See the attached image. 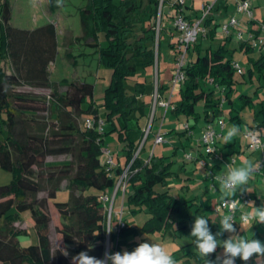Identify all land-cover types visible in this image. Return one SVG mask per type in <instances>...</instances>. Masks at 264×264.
I'll list each match as a JSON object with an SVG mask.
<instances>
[{
  "label": "trees",
  "instance_id": "trees-1",
  "mask_svg": "<svg viewBox=\"0 0 264 264\" xmlns=\"http://www.w3.org/2000/svg\"><path fill=\"white\" fill-rule=\"evenodd\" d=\"M57 1L49 0L50 13L58 8ZM80 1L83 3L78 9L81 35L74 43L80 42L93 49L98 62L111 70L101 105L105 113V119L101 120L102 132L95 127L86 129L79 123L87 118L95 123L100 120L93 100L94 85L83 81L56 83L50 80L49 66L59 49L55 25L49 22L32 30L13 27L10 25L9 0H0V169L12 175L10 184L0 185V264H72L71 257L81 251L103 259L107 211L101 198L114 188L130 162L131 176L127 184H130L131 193L126 203L132 215L144 211L148 218L139 230L125 226L118 234L111 233V248L116 252L123 247L129 252L134 250L139 243L127 239L137 236L140 231L145 234L170 233L189 240L176 253L177 259L185 264H205L192 243L194 238L190 237L194 218L202 208L193 209L191 201L182 202L167 190L158 191L157 186L167 188V180L173 175L172 163L169 158L156 161L153 156L145 163L140 159L141 150L134 158L137 146L128 136L131 132L129 122L134 120L131 115L137 114L136 120L145 117L152 107V103L140 100L146 96L149 82L144 75L140 82L137 73L154 66L161 33L169 30L163 24L170 19L175 31V16L181 15L188 23H193L201 13L194 20L187 19L183 11L185 0L182 5L172 0V15L162 12L169 0ZM210 12L201 22L204 33H200L188 49L180 101L172 109L176 115L197 118V105L202 103L204 119H207L208 111L214 113L222 98L229 101L233 93L235 62L229 58L232 51L227 44L234 37H225L224 43L216 48L197 43L202 34L211 39L214 37L217 25L207 34L205 30L209 26ZM249 23L252 25L251 21ZM260 29H264V20ZM250 31L249 34L259 36V30ZM234 40L246 54L254 50L250 43ZM175 41L170 44L173 63ZM192 53H195L194 61L189 59ZM252 65L253 68L242 74L244 79L250 80L253 72L264 74L263 56L252 60ZM126 80L133 81L132 92L126 91ZM156 88L160 98L166 87L156 83ZM38 90L49 91V94L35 93ZM153 91L152 88V94ZM217 92H223L224 96H218ZM240 100L244 106L251 103L246 96H241ZM261 108L264 117V101ZM46 112L48 116L38 115ZM111 134L127 146L124 166L115 163L113 168H108L105 164L103 144ZM54 156H69L70 160L46 162V158ZM63 182L66 185L62 186ZM61 189L70 193L67 203L54 202ZM42 192L46 196L39 198ZM50 203L59 217V225L55 228L60 239L58 247L67 246V257L58 247L51 248L50 218L46 213ZM24 213L32 220L36 245L22 247L19 243L18 237L25 232L16 230L13 222L20 220L19 216ZM203 216L209 220L215 234L218 228L207 215ZM216 254L209 259L215 260Z\"/></svg>",
  "mask_w": 264,
  "mask_h": 264
},
{
  "label": "crops",
  "instance_id": "crops-1",
  "mask_svg": "<svg viewBox=\"0 0 264 264\" xmlns=\"http://www.w3.org/2000/svg\"><path fill=\"white\" fill-rule=\"evenodd\" d=\"M237 1L238 0L215 1L209 15V22H208L209 26L208 28L207 27L205 28L206 34L210 30V28L214 27V25L220 27L223 23L227 22L231 17H235L241 23L246 21L245 27L242 26L244 35H246L248 32H251L250 31L251 29L254 31L259 30L258 32L259 36H264V29H260L262 21L264 20V0H252L254 2V5H252L251 7L252 8L251 19H248L246 16H243V14L242 15L238 14L235 16V5ZM204 3L205 0H185L183 11L186 18L189 20H194V18H196V16H198L201 13V8ZM171 5H172V0H169V4L165 5L162 9L163 14L165 13H168L170 15L174 14V10L171 7ZM249 21L252 22V25H249L250 24ZM168 22L170 23V19L168 20ZM50 23H53V20L50 21ZM167 26L168 24H166V28L168 29ZM166 34H169L170 36V40H169V47H170V44L175 41L176 32L171 28L167 30ZM67 35L66 36L64 35L65 37L63 40L64 41L63 44L67 42L66 48L68 49V47L75 44L74 39L79 37L81 34L79 36H74L71 33L70 36V33H67ZM216 35L217 32H215L214 37L211 39L209 38V35L204 36V34H202L199 36L197 43H200L203 47V41L206 40L207 44L204 47L211 46L213 48H216L217 46L224 43V40H216L215 38ZM215 41H217L218 43L216 44V46H213L212 43ZM230 44L233 45V49L230 50L232 51V53L236 51H240L247 56V67L245 72L253 68L252 60L253 61L257 60L261 56L264 57V52H260V51L255 52V50H253L249 54H246L243 50L239 48L240 44L236 42L234 38L231 39V41L229 42V44H227V46ZM64 52L68 53L66 51ZM195 58H196L195 53H192L189 57V59H191L192 61H194ZM172 69H173V64H172ZM263 78H264V74L253 72L250 80L243 78L242 81L241 79L237 78V75L235 74L234 75L235 84L233 86V93L230 96L229 101L224 99L223 92H217L218 96L223 97L221 101V105L219 109H217L214 113L208 111V118L204 119V127H203L204 130L205 126L209 123L211 124L213 123L214 125H216L219 120L224 121V127L222 129H216L220 135L216 143H217V151L221 159L212 160L209 158V156L203 154V152L201 151L200 141H197V145H195L192 142L191 135L189 133L185 134V130H183L182 125H184L185 123V124H189V130L191 132L192 129L194 128V124L192 122L197 121L199 119V116L195 118V117H186L183 116L182 114L176 115L172 113V109L175 106H177L180 101V87L170 95L169 82L171 78H168L166 80L165 77L164 78L162 77L161 81H159V69L156 72V83H159L161 86L166 87V90L163 92L160 99L161 100L169 99L171 107H169V109L166 111L161 107L155 108L151 122L152 125L150 128V132L148 134L147 140H145L142 147L140 148L141 150L140 159L145 163H147L150 160L151 156H153L156 161L160 158H169V161L172 163L170 170L173 175L167 180V188H161L160 186H157L156 189L158 191L167 190L171 196L182 202L191 201V203L194 205L193 209L201 207L202 210L199 212L198 215L201 216H203L204 214L207 215V217L211 219L212 223L218 228V230L220 226L218 222H217L218 224L215 222L214 214L212 213L211 208L213 205H215L222 199V193L220 191V186L218 182L214 180V177L216 175L222 174L227 170L226 168H224V166L229 164L228 161L230 156H236V158L238 159V160L236 159V161L238 162L237 167L243 166L249 160H251L253 163L260 162L264 166V147L255 152L248 151L247 149L248 139L245 137V133L248 128L255 129L260 134L264 133V124H262L264 117L261 113V109H262L261 104L264 101V96L261 95V93H263V90L260 89L261 86L258 85L259 81H261V79ZM255 79L258 80L257 81L258 84L255 85L256 87L253 90L254 92H247L248 91L247 87L250 86L249 89H252V86L255 83ZM80 81L82 80H79V82ZM139 81L143 82L142 79L141 80L139 79ZM245 81H247L248 83L245 85V87H241L240 84ZM151 90L152 89H150L149 91L146 86V96L141 97L140 100L145 101L147 103H152ZM241 96H246L250 98L251 103L244 106L242 104V100H240ZM198 105L202 106V103H199ZM211 115L213 116L212 119H211ZM137 116H138L137 114H132L131 118L136 120ZM150 116H151V108L148 109L147 116L138 118L136 121L132 120L129 122V128L131 129V132H129L128 136L129 139L133 142L134 146H137V149L141 145L140 142L142 140V130L146 127V125H148L147 122ZM234 124L239 125L240 133L237 136H235L231 141L225 143L222 139V136L226 133L227 128ZM159 129L160 132L167 139H169V143L172 145L171 146L172 152L169 155H165V154L162 155L160 153L157 156H155V154L150 153V149L154 146L153 144L154 134ZM135 133L138 135V137L133 139L132 135H135ZM115 134H111L106 137V140L103 144V149L104 148L110 149L111 146L113 147V145H115L116 150H112L113 161L117 165L124 166L127 146L125 143L118 141ZM149 138H150V144L147 145L148 147H146L145 144L147 143ZM187 144H190L189 145L190 151H192V153H189L188 155L186 154V156H189V159H187L185 156L179 161L176 160V158L179 157L178 155L179 151L181 150L184 151ZM201 160L204 162V166H201L199 164V161ZM236 161L232 163L234 164V166L237 163ZM260 174L264 175V169L261 171ZM260 174L253 175L249 179V182L246 185L249 191L245 192V194H247L251 198L250 202L255 201V204L257 206H259L262 202H264V188H263L264 181H262L261 178L259 177ZM170 190H176L175 192H177V194L176 195L172 194ZM108 193L114 195L113 211L118 212L120 211V209H122L123 212L122 219L125 223V226L134 227L139 230L142 224L147 220L148 216L146 213H144V211L138 212L136 215H132L130 213V209L128 208L126 203L127 201L126 198L131 193L130 184H127L124 194L121 189H119L116 192H114V190L111 189ZM236 195L235 197L233 196L230 198H236ZM247 206H249L248 212H250L252 205L249 204ZM207 208H209V210H207ZM245 208L246 207H244V205L242 206L241 204H239V211L244 212L246 210ZM223 214H221V216L219 215V218H221ZM237 214L238 213H236V215ZM112 225L113 226L116 225L115 219L112 221ZM139 233H143V232L140 231ZM263 233H264V228L262 229L259 226V228L256 229L254 238H258L259 240L264 242V237L262 235ZM155 234L161 236L160 237L161 244L165 242L166 237L168 235L172 237V239H168V241L170 240L173 241V238L174 241L181 239L178 236L172 235L170 233H166L163 235L160 233H154L153 235ZM147 235H151V234H147ZM224 235L227 238L229 234L225 233ZM127 241L128 242L135 241L137 243H140L137 241V236H130L127 239ZM187 243H189V240H187L185 244ZM183 245H181L180 248ZM180 248L172 253L173 256L175 255L174 257L176 259L178 258V254L176 253L180 250ZM189 249L191 250L193 248L190 247ZM124 250L126 249L123 247L119 251L122 252ZM222 251L223 250L219 248V250H217L216 255H220ZM112 253L114 252L112 251ZM181 261L184 263L183 260ZM186 264H191V263H186ZM238 264H244V262L239 259Z\"/></svg>",
  "mask_w": 264,
  "mask_h": 264
},
{
  "label": "rangeland",
  "instance_id": "rangeland-1",
  "mask_svg": "<svg viewBox=\"0 0 264 264\" xmlns=\"http://www.w3.org/2000/svg\"><path fill=\"white\" fill-rule=\"evenodd\" d=\"M146 1V0H144ZM48 2L49 0H9V3L11 5V20H10V25L16 28L20 29H25V30H32L38 27H41L50 21L53 20V23L58 31L57 33V39H58V44H59V49L57 56L53 63L50 64L49 66V75H50V80L53 82H60L62 80L66 81H74V82H79V80H82L83 82L90 83L94 85V95H93V100L95 101L97 108H98V114L100 117V120L105 119V113H104V108L101 106L103 104V98L105 94V89L109 84L110 76H111V70L107 68L104 64H101L98 62V57L94 53V50L83 45L82 43H75L74 45L66 48V43L63 44L64 37L67 35V33H71L74 36H79L81 34V26H80V21H79V14H78V9L82 6V2L80 0H58L57 5L58 8L55 9L54 13L51 14L49 13L48 9ZM249 4L252 7L254 5V2L252 0H249ZM46 13V14H45ZM235 11V16L238 15ZM242 15V14H241ZM244 16V15H243ZM165 22L167 21L164 19ZM246 21L242 22V26L245 27ZM158 24V23H157ZM168 28H172V23L168 22ZM166 24H163V27H165ZM171 27V28H170ZM158 30V29H156ZM217 35L215 36L216 40H225V35L221 32L220 27H217ZM65 35V36H64ZM68 36V35H67ZM169 40L170 36L169 34H166L165 31H162L161 36H160V42H159V48H158V53L157 54V59L155 60V64L153 68H149L148 70L146 69L145 71H138L137 73V79L140 77L143 79V75L146 77L147 82V89L150 91V89H155L156 87V72L159 69V81H161L162 77L167 80L168 78H171L172 75V64H173V49L169 47ZM218 42L215 41L213 42V46H216ZM207 41H203V47L206 46ZM65 48V50H64ZM156 48V51H157ZM229 50L233 49V45L230 44L227 46ZM255 52H259V48L254 49ZM70 53V55L67 57L66 53ZM229 58L233 60L240 69L246 70L247 67V56L240 52L236 51L232 54H229ZM237 78L241 79L243 81V76L239 73H236ZM258 80L255 79V83L252 86V89H249L247 87L248 91L247 92H254L253 90L255 89V85L258 84ZM248 82H242L240 84L241 87H245V85ZM261 86L260 89L263 90V93H261L262 96H264V78L259 81V84ZM124 87L126 91L132 92L133 88V81L126 80L124 82ZM254 87V88H253ZM61 90H66V88H61ZM152 91V90H151ZM242 91V90H241ZM35 93H39L40 95H47L49 94V91L46 90H38ZM253 94V93H252ZM153 99V98H152ZM153 105V102H152ZM198 112H199V119L197 121L192 122L194 124V128L192 129L189 134L191 135L192 142L197 145V141H200L201 135L203 133V127H204V113L202 110L201 105H198ZM217 114V113H216ZM39 116H48V113H40L38 114ZM213 116L211 115V119ZM150 119V117H149ZM223 121V120H219ZM79 123L82 124L83 120H79ZM224 123V121H223ZM149 124V120L147 122ZM192 124V125H193ZM213 124V123H212ZM185 125V123H184ZM189 127V124H186ZM214 125V124H213ZM183 126V125H182ZM148 125L142 130L143 134L144 131L147 129ZM216 129H219L217 124L214 125ZM251 131L250 128L246 130ZM134 134V133H132ZM133 139L137 138L138 135L135 133V135H132ZM164 142L156 147H152L150 149V153L155 154L157 156L158 154L162 155H169L171 154V144L169 143V139H167L164 136ZM115 142V141H114ZM143 142V137L140 143ZM116 143V142H115ZM150 144V138L148 139L147 143L145 144L146 147L147 145ZM190 144H187L186 148L184 151H179L178 155L179 157L176 158V160H180L188 155L189 153H192L190 151ZM116 150V146L113 145V147H110V151ZM193 150V149H192ZM201 151L203 154L206 155L205 149L201 146ZM187 159H189V156H186ZM210 159H221L219 156V153L217 151V143H216V156H209ZM236 156H230L228 163L232 164V160L234 162L236 161ZM70 157L69 156H54V157H48L46 158L47 163H61V162H66L69 161ZM238 160V159H237ZM237 162V161H236ZM234 165V164H233ZM235 166H238V162L235 164ZM176 169V168H174ZM262 181H264V175L260 174L259 176ZM12 181V175L9 172L3 171L0 169V185H8ZM66 185L65 182H63L62 186ZM263 186V185H262ZM264 188V186H263ZM176 190H170L172 194H177L175 192ZM245 193H237L236 198H230V199H239L240 204L243 206V202L241 199V195H244ZM174 195V196H175ZM247 198H250L247 194H245ZM46 196V193H40L38 195L39 198H44ZM235 197V196H234ZM70 198V193L67 189H61L58 191L55 201L57 203H67ZM251 200V198H250ZM215 205L212 206V213L214 214V220L215 222L219 223V215L221 214H227L226 212L221 211L219 214H215L213 212V208ZM246 207L245 211H239V204H238V210H237V215H236V228L238 231V234L243 235V236H250L251 233H255L256 229L259 228H264V225H259L255 224L253 221L251 226L245 225L242 230H240V216L243 213L248 212V207L249 206H244ZM46 209V213L48 214L50 218V224H49V240L51 243V248L56 249L58 246H60V239L56 235L55 228L59 225V217L56 213L55 208L52 206L50 203ZM217 215V216H216ZM213 216V215H211ZM19 217L20 220H16V222H13V227L16 230H20L22 232H25V234L20 235L18 237L19 243L22 247L30 246V245H36L37 244V236L35 229L33 227L32 220L29 216L28 213H24L20 215ZM217 223V224H218ZM264 237V233L262 234ZM161 236L155 234L147 235L144 233H139L137 235V241L138 242H149V243H158L161 246H163L170 254H172L174 251H177L181 245L185 244L187 242V238H181L179 240H175L173 238V241H168V239H172L169 235L166 237V240L163 244L160 242ZM173 256V255H172ZM175 256V255H174ZM173 256V257H174ZM175 259L178 264H184L180 259ZM239 258L236 260V264H238ZM248 264H253V261H249Z\"/></svg>",
  "mask_w": 264,
  "mask_h": 264
},
{
  "label": "clouds",
  "instance_id": "clouds-1",
  "mask_svg": "<svg viewBox=\"0 0 264 264\" xmlns=\"http://www.w3.org/2000/svg\"><path fill=\"white\" fill-rule=\"evenodd\" d=\"M239 133V125L234 124L227 128L222 139L228 143ZM224 168L227 170L216 175L214 179L220 186L222 206L229 210V214L222 215L219 220V230L215 234L210 229L208 219L201 215L195 216L190 232V237L194 238L192 243L200 257L204 258L205 264H236L237 258L244 264H248L249 261H253V264H264V242L254 238L253 232L250 236L238 234L235 226L237 224L235 209L240 204V200L229 198L235 196L237 192L249 191L246 185L253 174L260 170L261 163H253L249 160L240 167L229 163ZM249 204L252 205L251 211L243 213L240 217V230L245 225L251 226L253 221L258 225H264V202L259 206L255 204V201ZM114 227L110 225L105 233L111 234ZM225 233L229 235L226 239H222ZM218 248L223 250L222 253L217 255L215 260L209 259ZM58 250L65 257L69 255L67 246L58 247ZM71 261L72 264H178L163 246L152 242H141L130 252L127 250L114 253L106 251L103 259L90 256L87 251H81L72 256Z\"/></svg>",
  "mask_w": 264,
  "mask_h": 264
},
{
  "label": "built area",
  "instance_id": "built-area-1",
  "mask_svg": "<svg viewBox=\"0 0 264 264\" xmlns=\"http://www.w3.org/2000/svg\"><path fill=\"white\" fill-rule=\"evenodd\" d=\"M175 3L183 4V0H173ZM216 0H205V3L202 5L201 8V15L200 18L193 23H188L181 15L175 16L173 20V28L177 32V40L175 41V50H174V63H173V69H172V75L169 82V91L170 95L178 89L185 79L184 69L187 64V53L188 49L190 48V45L193 44L196 41L197 36L200 33H204V30L201 27L202 20L209 14L211 9L213 8V5ZM235 11L239 14H243L248 19L252 18V8L249 4V1L247 0H238L235 5ZM221 32L225 35V37L233 36L237 41H245L250 43V46L255 49L259 48L260 52H264V36H255L252 34L247 33L244 35L243 28L241 22L236 19L235 17H231L226 23H224L221 26ZM233 69L236 73L243 74L244 71L238 67L236 63H233ZM153 105L151 107V116L149 119V124L147 129L144 131L143 134V142L135 152L134 158L138 155L140 148L142 147L143 143L145 142L146 138L148 137V134L150 132L151 128V122L154 114V110L156 107H161L165 111L171 107L169 99L161 100L159 98V95L157 93V88L155 87L153 94ZM83 125L86 129H91L92 127H95L98 132L103 131V122L101 120H98L96 123L93 119L87 118L83 121ZM217 126L219 129H222L224 127L223 121H218ZM183 130L186 132L189 131L188 125H183ZM220 137L219 133L217 132L214 125L211 123L207 124L203 130V133L200 138V145L205 149V153L208 156H216V142L217 139ZM245 137L248 139L247 149L250 152H255L260 150L264 147V133L260 134L255 129H251V131H247L245 133ZM164 135L160 132V129L154 134L153 137V144L154 146L162 144L164 141ZM103 156L105 158V164L108 168H113L115 166V163L113 161L112 152L110 149H103ZM130 162L121 172L119 175L115 185H114V192L118 191L119 189L122 190L123 194L125 193V189L128 183V180L131 176V166ZM232 163H234V160H232ZM199 164L201 166H204V162L201 160L199 161ZM264 169L263 164L261 163V168L259 171L254 173L253 175H259L261 171ZM215 180V179H214ZM243 202L244 206L249 205L250 198H247V196L241 195L240 196ZM113 198L114 195L112 194H105L101 200L105 204L106 211H107V228L112 225V221L115 219L116 225H114V229L112 231L113 234H118V232L125 227V223L122 219V209L118 212L113 211ZM238 210V205L235 209V217ZM221 211L226 212L229 214V210L227 208H224L222 206L221 200L215 204L213 208V212L215 214H219ZM241 217V216H240ZM105 252H116L111 248L110 243V234L106 235L105 239Z\"/></svg>",
  "mask_w": 264,
  "mask_h": 264
}]
</instances>
